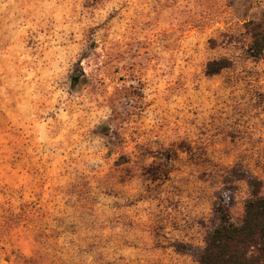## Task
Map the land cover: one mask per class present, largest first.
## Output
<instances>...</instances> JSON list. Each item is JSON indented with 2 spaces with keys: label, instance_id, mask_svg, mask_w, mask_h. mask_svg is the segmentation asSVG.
<instances>
[{
  "label": "rangeland",
  "instance_id": "rangeland-1",
  "mask_svg": "<svg viewBox=\"0 0 264 264\" xmlns=\"http://www.w3.org/2000/svg\"><path fill=\"white\" fill-rule=\"evenodd\" d=\"M263 18L264 0H0V264H198L216 192L234 185L233 217L248 175L264 194L244 26Z\"/></svg>",
  "mask_w": 264,
  "mask_h": 264
},
{
  "label": "trees",
  "instance_id": "trees-1",
  "mask_svg": "<svg viewBox=\"0 0 264 264\" xmlns=\"http://www.w3.org/2000/svg\"><path fill=\"white\" fill-rule=\"evenodd\" d=\"M251 38L253 54H264V18L245 22ZM227 57L210 59L204 73L213 76L231 65ZM83 71L77 69L70 75V86L75 87ZM250 194L243 205V213L233 217L227 202L228 194L235 188L225 184L215 196L213 206L214 224L204 236V245L197 254L198 264H264V194L262 181L248 175Z\"/></svg>",
  "mask_w": 264,
  "mask_h": 264
}]
</instances>
